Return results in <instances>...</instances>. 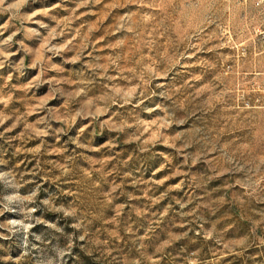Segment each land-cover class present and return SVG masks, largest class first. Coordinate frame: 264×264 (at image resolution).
Segmentation results:
<instances>
[{
    "label": "rangeland",
    "instance_id": "rangeland-1",
    "mask_svg": "<svg viewBox=\"0 0 264 264\" xmlns=\"http://www.w3.org/2000/svg\"><path fill=\"white\" fill-rule=\"evenodd\" d=\"M0 264H264V0H0Z\"/></svg>",
    "mask_w": 264,
    "mask_h": 264
}]
</instances>
